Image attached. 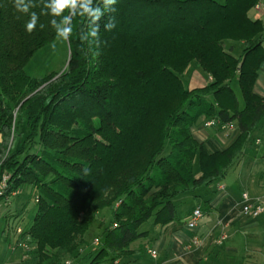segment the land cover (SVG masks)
Wrapping results in <instances>:
<instances>
[{"label": "trees", "instance_id": "16d2710c", "mask_svg": "<svg viewBox=\"0 0 264 264\" xmlns=\"http://www.w3.org/2000/svg\"><path fill=\"white\" fill-rule=\"evenodd\" d=\"M258 3L116 0L98 22V46L77 16L66 66L38 80L25 69L56 42L50 17L32 8L39 20L29 33L30 14L0 0V183L7 177L0 202L27 188L34 194L21 234L32 245L27 261L103 264L131 256L141 225L170 223L176 200L226 177L264 118V98L253 91L264 66V23L249 16ZM227 41L243 42L238 56L225 50ZM192 62L211 78L205 87L184 86L180 76ZM200 118L220 127L236 122V139L208 153L191 134ZM103 210L111 219L91 249L87 233Z\"/></svg>", "mask_w": 264, "mask_h": 264}, {"label": "crops", "instance_id": "0c3cea01", "mask_svg": "<svg viewBox=\"0 0 264 264\" xmlns=\"http://www.w3.org/2000/svg\"><path fill=\"white\" fill-rule=\"evenodd\" d=\"M249 16L264 23V0H259L258 8L255 7ZM202 75L196 69L193 71L188 78L189 90L210 83L211 78ZM232 88L242 108L243 103L236 92L237 88ZM253 91L257 96L264 98V66L259 71ZM191 134L208 153H214L229 147L236 139L238 129L236 122L220 127L217 121L200 118L191 128ZM243 194H247L251 199L264 200V118L250 134L243 157L223 180L196 198L187 195L176 200L173 221L160 226L150 219L139 228L143 237L131 244L130 248L134 254L103 264H264V214L257 219L243 217L240 211ZM7 204H11V201ZM23 207V213L29 209L26 204H23ZM197 207L202 210L203 217L194 230H188L185 223ZM97 216L102 218L100 212L94 215ZM19 219L21 216L18 219H4V224H14ZM1 233L2 239L9 241L10 245L11 236L5 234L4 228ZM222 234L226 235V239L217 244L215 240ZM17 238V241L30 243L29 239H23L21 235ZM90 245L91 249L96 248L93 241ZM29 246L32 248L31 244ZM151 251L156 252L155 257H152ZM14 254L15 252L9 255L6 263H3L2 259V264H11ZM22 254L18 258L22 257ZM15 263L17 262H12Z\"/></svg>", "mask_w": 264, "mask_h": 264}, {"label": "rangeland", "instance_id": "374dc122", "mask_svg": "<svg viewBox=\"0 0 264 264\" xmlns=\"http://www.w3.org/2000/svg\"><path fill=\"white\" fill-rule=\"evenodd\" d=\"M258 5L256 7H258ZM243 46H244L243 42H232V41L225 42V50L228 51L231 47L233 49V54L235 56H238L241 53ZM67 58H68V48L66 46V42L65 41L60 42L56 40L55 43L38 51L29 61L28 65L26 66L25 71L28 76L40 80L50 75L51 73H56L62 70L66 66ZM195 69L199 71V73L203 75L205 74L195 62L190 63L186 71L180 76L186 88H188V78ZM232 86L234 88L235 87L237 88L236 92L242 102V98H241V94L238 88L237 81H233ZM10 201H11V204L4 205L0 211V219H1L0 220V249H2V252L0 253V263L2 264V259H3V263H6L7 259H9V255L15 252L13 258L10 261L11 264L14 261L17 262L15 264H34V261H31L30 259L28 261L23 259L24 252L22 251L21 247L11 252L8 248L9 241L4 240L1 237V234H2L1 232L3 228L5 229L7 226L9 227L11 226V225H5L4 219L6 220L11 217L18 219V217L21 216V219H19L18 222H14V224L16 223L15 225H19L21 226L22 229H26V227L28 226V224L30 223L32 219V213H33V208H34L33 206L35 202L34 194L30 192L29 188L23 189L16 196H13L10 199ZM23 204H26V206L29 208L28 210H24V213H23V208H24ZM8 207L11 209H9ZM100 213L102 216L101 219H99V216L92 218L93 220L91 222L89 232L87 233L88 243H91L95 239H99L98 237H100L101 233L108 226L110 222L111 213L109 210H103ZM9 220L7 222H9ZM21 254H22V257L18 258V256H20ZM145 257L148 258V256H145ZM17 258L19 260H17Z\"/></svg>", "mask_w": 264, "mask_h": 264}, {"label": "clouds", "instance_id": "9594fccd", "mask_svg": "<svg viewBox=\"0 0 264 264\" xmlns=\"http://www.w3.org/2000/svg\"><path fill=\"white\" fill-rule=\"evenodd\" d=\"M116 3V0H12L13 7L19 13L30 14L29 20L25 24L27 32L31 33L39 20V15L30 11L32 8L39 6L40 15L50 17L49 24L55 32L57 41H68L73 32V21L79 16L88 21V36L92 38V43L97 44L101 41L99 31V21L106 11H114L110 7ZM115 18H110L105 24V30L111 31L115 27ZM44 27L43 24L40 25ZM97 54L96 56H98Z\"/></svg>", "mask_w": 264, "mask_h": 264}, {"label": "built area", "instance_id": "2783aa9c", "mask_svg": "<svg viewBox=\"0 0 264 264\" xmlns=\"http://www.w3.org/2000/svg\"><path fill=\"white\" fill-rule=\"evenodd\" d=\"M258 8V7H256ZM211 123H209L210 125ZM6 182H7V177L6 176H3L2 177V180H1V183H0V188H1V191H0V195L3 194V189L6 187ZM16 194H14L15 196ZM6 205L5 203L3 202H0V211H1V208H3V206ZM241 215L243 217H246V218H249V219H257L259 218L260 216H262L264 214V200H261V199H251L247 194H243L242 195V200H241ZM203 217V213H202V210L197 207L195 208L191 215L188 217L186 223H185V227L188 229V230H194L196 227H197V224L198 222L201 220V218ZM7 225H11L10 227L7 226L5 228V234L10 235L11 236V244L9 245L11 251H15V249L18 247H21L22 248V251L25 253L27 251L30 250V246L29 244L24 241V240H20V241H17L18 238L17 236L21 235L22 234V230L20 227H18L17 225L15 224H11V223H8ZM219 226H222L221 223H218ZM226 239V235L222 234L217 240H215V242L217 244H221L223 241H225ZM100 244V241L99 239H95L93 241V245L95 247H98ZM152 257H155L156 256V252L155 251H151L150 252ZM23 259L26 260L27 259V255L24 254L23 255ZM64 264H72V261L71 260H67L65 261Z\"/></svg>", "mask_w": 264, "mask_h": 264}]
</instances>
